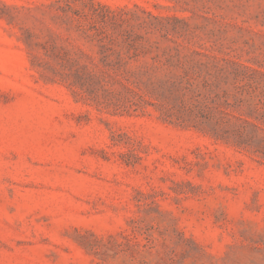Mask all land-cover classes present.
<instances>
[{"label":"rangeland","instance_id":"obj_1","mask_svg":"<svg viewBox=\"0 0 264 264\" xmlns=\"http://www.w3.org/2000/svg\"><path fill=\"white\" fill-rule=\"evenodd\" d=\"M0 264H264V0H0Z\"/></svg>","mask_w":264,"mask_h":264},{"label":"trees","instance_id":"obj_2","mask_svg":"<svg viewBox=\"0 0 264 264\" xmlns=\"http://www.w3.org/2000/svg\"><path fill=\"white\" fill-rule=\"evenodd\" d=\"M235 89H236V93L238 94V88L237 87H235ZM237 97V96H236ZM237 99H239V98H237ZM239 101V100H238ZM240 101H242V99H240ZM221 113H223V115H224V117L226 116V115H229L230 113L229 112H227V111H225V110H221ZM241 127H238V128H236V129H240ZM243 128V127H242Z\"/></svg>","mask_w":264,"mask_h":264}]
</instances>
